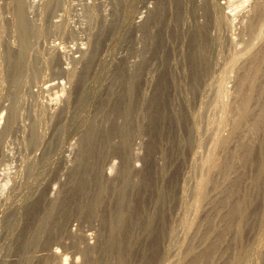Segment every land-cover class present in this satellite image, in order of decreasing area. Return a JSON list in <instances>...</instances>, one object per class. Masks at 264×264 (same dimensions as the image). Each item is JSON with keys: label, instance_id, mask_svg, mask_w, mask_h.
I'll list each match as a JSON object with an SVG mask.
<instances>
[{"label": "rangeland", "instance_id": "374dc122", "mask_svg": "<svg viewBox=\"0 0 264 264\" xmlns=\"http://www.w3.org/2000/svg\"><path fill=\"white\" fill-rule=\"evenodd\" d=\"M263 10L0 0V264H264Z\"/></svg>", "mask_w": 264, "mask_h": 264}, {"label": "bare ground", "instance_id": "6f19581e", "mask_svg": "<svg viewBox=\"0 0 264 264\" xmlns=\"http://www.w3.org/2000/svg\"><path fill=\"white\" fill-rule=\"evenodd\" d=\"M264 11V10H263ZM260 12V11H259ZM264 17V16H263ZM201 46V45H200ZM23 57V56H22ZM261 64H264V55H261V56H258V55H256V56H254L253 57V60H252V63H251V65L249 66V69H248V71H247V73L242 77V79H241V82L245 85V87H246V89L240 94L241 96H240V99H241V101H242V105H241V107H240V109H238L237 110V118H236V123L238 124L239 123V121H241L242 119H244V117L246 118V115L248 114V103H249V101H250V99H251V96H252V92L254 91V88H255V79H256V77H257V74L259 73V71L261 70L260 69V67H261ZM26 70V69H25ZM241 85V84H240ZM241 89H243V88H241ZM240 91V90H239ZM239 96V95H238ZM225 120V119H224ZM235 124V123H234ZM237 124H235V127H234V131L233 132H235V131H237V129H238V126H237ZM240 125V124H239ZM212 130V129H211ZM233 134V133H232ZM214 136V135H213ZM216 137V136H215ZM222 137V136H221ZM231 137V136H230ZM217 138V137H216ZM224 138V137H223ZM215 139V138H214ZM218 139V142H219V144L217 143V145H219V148L221 147H223L224 146V144H225V141L224 140H222V139H219V138H217ZM216 139V140H217ZM220 140V141H219ZM215 142V141H214ZM213 148H215V147H213ZM212 148V149H213ZM217 148V147H216ZM215 148V149H216ZM210 155V154H209ZM214 157V156H213ZM209 160V159H208ZM207 160V163L208 162H210V164H208L209 165V169H207L206 170V173L204 174V176L202 177V179L199 181V183H198V186H197V190H198V197H197V200H196V206L198 207L202 202H204V199H206L205 198V188H206V186H207V184H208V181H209V178H210V175H211V172H213V170L216 168V162H214V161H211V160H209L208 161ZM233 160V159H232ZM206 164V163H205ZM231 164H232V162H231ZM208 165H206V166H208ZM218 165V164H217ZM204 167V166H203ZM219 168V167H218ZM227 168V167H226ZM230 168V167H229ZM226 170V169H225ZM216 171H217V169H216ZM227 171V170H226ZM220 172V171H219ZM226 173V172H225ZM124 197V196H123ZM123 199V198H122ZM224 203V202H223ZM198 209V208H197ZM238 209V208H237ZM52 209H49V210H47V212H46V215H45V219H44V217H41V220H42V222L44 223V225L45 226H42V224H39V225H41L42 227H45V229L47 228V229H52L53 228V226H52V223H53V219H54V216H53V210L51 211ZM120 212H122V211H120ZM119 212V213H120ZM123 214H124V212H123ZM121 217H123V215L121 216ZM57 219V218H56ZM241 219V218H240ZM45 220H46V222H45ZM39 221H40V219H39ZM39 221H37V223L39 222ZM239 221V220H238ZM41 222V221H40ZM41 222V223H42ZM51 224V225H50ZM118 224H120V221L118 222ZM122 225H123V223H122ZM121 225V226H122ZM236 225V224H235ZM38 226V225H37ZM119 226V225H118ZM237 226V225H236ZM39 227V226H38ZM52 227V228H51ZM120 228V227H119ZM239 228H241V227H239ZM44 229V228H43ZM41 230V229H40ZM236 230V229H235ZM36 231V230H35ZM52 231V230H51ZM121 231V230H120ZM37 232V231H36ZM125 233V232H124ZM35 235V234H34ZM38 235V234H37ZM41 235V234H40ZM119 235V234H118ZM209 235V234H208ZM127 236V235H126ZM223 236V235H222ZM116 237V236H115ZM224 238V237H223ZM37 240V239H36ZM120 241V240H119ZM118 241V242H119ZM117 242V243H118ZM125 243V242H124ZM123 243V244H124ZM123 244L121 243V241H120V243L119 244H117L118 246H123ZM215 244V243H214ZM217 244V243H216ZM192 248V247H191ZM119 249V248H118ZM189 250V249H188ZM187 250V251H188ZM190 251V250H189ZM192 253V252H191ZM207 254V253H206ZM204 257V256H203ZM205 258V257H204ZM200 259H202V258H200ZM193 260V259H192ZM204 260V259H203ZM205 260L206 261H211L212 259L210 258V259H207V258H205ZM195 261H196V259H195ZM201 261V260H200ZM198 262V261H197ZM201 263H202V261H201ZM204 263V262H203ZM209 263H211V262H209ZM236 263H237V261H236ZM195 264V263H194ZM208 264V263H207Z\"/></svg>", "mask_w": 264, "mask_h": 264}]
</instances>
